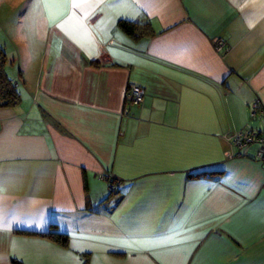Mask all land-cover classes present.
Returning a JSON list of instances; mask_svg holds the SVG:
<instances>
[{
	"label": "crops",
	"instance_id": "1",
	"mask_svg": "<svg viewBox=\"0 0 264 264\" xmlns=\"http://www.w3.org/2000/svg\"><path fill=\"white\" fill-rule=\"evenodd\" d=\"M25 2L0 19L21 90L0 109V264H264V165L229 141L264 109V0H69L55 23ZM51 230L66 247L19 233Z\"/></svg>",
	"mask_w": 264,
	"mask_h": 264
},
{
	"label": "built area",
	"instance_id": "2",
	"mask_svg": "<svg viewBox=\"0 0 264 264\" xmlns=\"http://www.w3.org/2000/svg\"><path fill=\"white\" fill-rule=\"evenodd\" d=\"M213 48L216 53L226 52L225 43L221 39L213 40ZM145 91L142 87L131 84L127 86L125 93V101L128 105H139ZM123 115H128V109L123 110ZM250 116L251 118H259L260 124L258 128H247L242 131L233 132L229 135V141L231 145L238 151L247 150L252 146H255L254 158L264 165V109L255 103L250 107ZM107 181L111 182V191L118 189V183L113 182L109 177Z\"/></svg>",
	"mask_w": 264,
	"mask_h": 264
},
{
	"label": "trees",
	"instance_id": "3",
	"mask_svg": "<svg viewBox=\"0 0 264 264\" xmlns=\"http://www.w3.org/2000/svg\"><path fill=\"white\" fill-rule=\"evenodd\" d=\"M118 28L127 36L133 39H140L143 37L151 36L153 34L149 23L138 24L130 21L120 20L117 23ZM6 55L0 46V109L15 108L21 101V96L12 82L7 76L5 71ZM115 182V181H113ZM21 234L30 236H39L57 243L63 247L67 246L68 236L56 230H51L47 233H32V232H19ZM86 264V263H85Z\"/></svg>",
	"mask_w": 264,
	"mask_h": 264
},
{
	"label": "snow or ice",
	"instance_id": "4",
	"mask_svg": "<svg viewBox=\"0 0 264 264\" xmlns=\"http://www.w3.org/2000/svg\"><path fill=\"white\" fill-rule=\"evenodd\" d=\"M75 3H79L80 0H73ZM40 3L48 13V19L50 23H55L56 17L60 14L62 9L71 7L72 4L69 0H40ZM138 246L143 250L148 245L152 244V241H137Z\"/></svg>",
	"mask_w": 264,
	"mask_h": 264
},
{
	"label": "rangeland",
	"instance_id": "5",
	"mask_svg": "<svg viewBox=\"0 0 264 264\" xmlns=\"http://www.w3.org/2000/svg\"><path fill=\"white\" fill-rule=\"evenodd\" d=\"M14 2H12V11H8V13L6 12V8L5 7H2L0 8V19H4L6 22V20H11V19H15L16 17L20 16L21 15V6L20 8H18L17 10H13L15 8V6L19 5L20 2H21V5L22 6H25L26 5V2L25 3H22V0H13ZM1 19V21H2ZM18 92L21 91L20 89H18ZM255 124V127L254 128H258L259 124H260V119L259 118H255L254 121H253Z\"/></svg>",
	"mask_w": 264,
	"mask_h": 264
}]
</instances>
